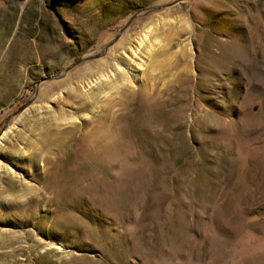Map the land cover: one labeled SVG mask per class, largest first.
<instances>
[{"label":"rangeland","instance_id":"1","mask_svg":"<svg viewBox=\"0 0 264 264\" xmlns=\"http://www.w3.org/2000/svg\"><path fill=\"white\" fill-rule=\"evenodd\" d=\"M0 264H264V0H0Z\"/></svg>","mask_w":264,"mask_h":264},{"label":"bare ground","instance_id":"2","mask_svg":"<svg viewBox=\"0 0 264 264\" xmlns=\"http://www.w3.org/2000/svg\"><path fill=\"white\" fill-rule=\"evenodd\" d=\"M122 45V44H121ZM117 50V49H116ZM117 52V51H116ZM113 55V54H112ZM120 58V57H119ZM122 58H120V60H121ZM105 66H106V68L107 67H110L111 66V63H107L106 62V64H104ZM74 81V80H73ZM75 84V83H74ZM71 85H73V84H71ZM77 85H73L72 87H71V92L72 93H70L69 92V94L67 95L68 97H73V98H75V97H78V94H77ZM70 90V89H69ZM79 91V90H78ZM74 93H76V94H74ZM76 101V100H75ZM81 103V102H80ZM80 103H78V105H76V109L77 110H79V109H82L83 108V106L82 105H79ZM84 105V104H83ZM48 121V120H47ZM51 125V123H47V125H45L49 130H50V128H49V126ZM80 126L77 124V123H75V122H71V131H76L78 128H79ZM47 128H43V133L41 134V138H39L40 140H38V142L37 143H34V145H32V153H33V155L35 156L34 157V159L35 158H45V159H47V161H49L50 160V153L53 151V150H55V147H57V146H61L62 145V143H63V140L62 139H60V138H57V136L56 135H54L53 133H51L50 131H48L47 130ZM73 133V132H72ZM22 138V137H21ZM23 139V138H22ZM27 142V141H26ZM29 143V142H28ZM27 144V143H26ZM17 146V145H16ZM11 147H13V145L11 146ZM11 147H10V149H11ZM18 147V146H17ZM16 147V148H17ZM14 148V147H13ZM22 149V148H21ZM60 149V148H59ZM14 150H16V149H14ZM19 150H20V148H19ZM19 150H17V151H19ZM18 153H20V154H22V152H18ZM27 153H29V152H27ZM31 153V152H30ZM11 154H13V153H11ZM19 154V155H20ZM25 154V153H24ZM23 155V154H22ZM21 155V156H22ZM26 155V154H25ZM25 155H23V156H25ZM30 156H28V158H29ZM32 157V156H31ZM20 158V157H19ZM39 160V159H38ZM37 161V160H36ZM29 163V162H28ZM51 163V162H50ZM34 164V163H33ZM30 165V164H29ZM47 166V165H46ZM48 169V168H47ZM45 170V169H44ZM43 171V170H42ZM47 173V172H46ZM47 176H45V175H43L42 174V176H41V178H40V182H42V183H44V184H46L47 183ZM9 182H10V179L8 180ZM36 181V180H35ZM12 184H14V182L12 181ZM21 184V183H20ZM40 184V183H39ZM14 187V186H13ZM12 187V188H13ZM21 187H23V185L21 186ZM28 188H30V186H27ZM7 188H8V186H7ZM10 188V187H9ZM33 189V191H36L37 190V188H32ZM13 190V189H12ZM22 190H23V188H22ZM9 191V190H8ZM15 191H17V189L15 190ZM21 191V190H20ZM17 192H19V191H17ZM13 193V192H12Z\"/></svg>","mask_w":264,"mask_h":264}]
</instances>
